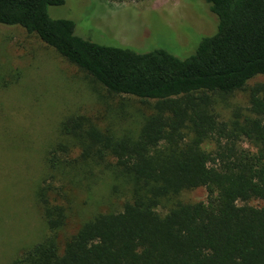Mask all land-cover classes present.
Here are the masks:
<instances>
[{
  "label": "trees",
  "instance_id": "trees-1",
  "mask_svg": "<svg viewBox=\"0 0 264 264\" xmlns=\"http://www.w3.org/2000/svg\"><path fill=\"white\" fill-rule=\"evenodd\" d=\"M205 1L217 29L180 59L77 35L74 21L49 14L65 0H0V24L147 107L120 131L83 114L63 119L37 190L48 233L11 264H264V85L251 88L245 115L227 118L217 104L264 77V0ZM107 181L113 206L62 240L71 192ZM198 188L206 201L182 199Z\"/></svg>",
  "mask_w": 264,
  "mask_h": 264
},
{
  "label": "rangeland",
  "instance_id": "rangeland-1",
  "mask_svg": "<svg viewBox=\"0 0 264 264\" xmlns=\"http://www.w3.org/2000/svg\"><path fill=\"white\" fill-rule=\"evenodd\" d=\"M49 14L74 21L77 35L98 44L142 53L164 49L180 59L193 55L201 38L217 29L205 0H65L50 7ZM256 85H264L263 76L253 79L247 91L219 99V111L227 118L247 114L249 92ZM120 99L36 35L0 24V264H11L48 233L37 190L48 177V151L58 140V125L76 113L120 131L147 109L137 99ZM70 195L72 210L62 240L92 213L115 203L109 181ZM206 198L204 188L182 195L190 202Z\"/></svg>",
  "mask_w": 264,
  "mask_h": 264
}]
</instances>
